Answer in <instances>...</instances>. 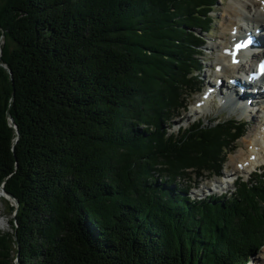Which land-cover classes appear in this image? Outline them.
<instances>
[{
  "label": "trees",
  "instance_id": "obj_1",
  "mask_svg": "<svg viewBox=\"0 0 264 264\" xmlns=\"http://www.w3.org/2000/svg\"><path fill=\"white\" fill-rule=\"evenodd\" d=\"M216 4L0 0V184L18 200L0 264H248L261 251L264 168L202 199L176 180L220 174L245 132L220 119L169 131L199 88Z\"/></svg>",
  "mask_w": 264,
  "mask_h": 264
},
{
  "label": "rangeland",
  "instance_id": "obj_2",
  "mask_svg": "<svg viewBox=\"0 0 264 264\" xmlns=\"http://www.w3.org/2000/svg\"><path fill=\"white\" fill-rule=\"evenodd\" d=\"M231 0H217V4L214 6V10L212 11L211 15L213 17V26L211 28V32L210 33H205L203 34V39L205 41V44L203 45V50H202V64H205V66H203V70L200 72L199 77H198V89H195V91L190 94L187 95V102H188V110L183 111L181 113H179V115L177 117H175L172 121V126L170 127L169 131L171 132H177L178 127L182 126V127H187L189 126L194 120H196L197 118L202 119L205 123L213 120L217 121V120H228V119H233V120H239L237 118L236 115H230L229 114V107L226 106L227 108H222L220 107V105L218 104V101L216 99L212 100L211 102H209L206 106L201 107L199 105L200 102V96L203 93L207 81H209V83H214V78L210 77V76H205L206 78H203L204 75H206V73H208L210 75V71L212 69H210V66L213 67V64L215 63L214 59L217 56L218 51L216 50H211L208 48V44L212 43V42H216L219 40V33H220V24L222 22V12L224 10V8L227 6V4L230 2ZM192 108H199V111L195 114L192 110ZM248 113H246L245 115L247 116ZM250 114V112H249ZM264 115H262L261 117H250L249 121L246 122L245 125V133L243 136H241L239 139H237L234 142V150L232 152H230L227 155V159H225V162L223 164V167L220 171L221 174H225L226 172L230 175L232 174V168L234 167L233 164L238 161L239 157H237V155L240 153V151L242 150V152L246 155L247 154V150L251 148V146L247 147V143L245 140L249 139V137L251 136V133H253V130H260L258 129L261 125L260 123L263 122L264 120ZM246 121V120H245ZM250 135V136H249ZM264 152V151H263ZM264 154V153H262ZM245 155H243V157H246ZM231 158H234L233 162H231ZM233 163V164H232ZM239 163V162H238ZM257 168V167H256ZM255 168V169H256ZM260 168H264V160L262 159L260 161ZM254 168H252L249 172L247 173H241L238 172L236 173L237 175H231L232 177L235 176H241L243 179H247L250 178L253 175V172L255 170ZM191 179H186L183 184L186 185H190V189H189V195L192 198H203L206 195H210L212 193H216L217 195H224V194H229L234 190V184L231 183L230 185H228V187L226 188V184H222L219 185V182H221V180H223L224 178L219 176V177H212L209 174H205L203 177H196V175L194 173L190 174ZM236 178V177H235ZM218 181V182H217ZM217 182V185L214 186L213 184H215ZM223 186V187H221ZM209 188L212 189H216V191H210ZM3 195V194H2ZM4 196V195H3ZM13 201L12 199H10L9 197H4V198H0V218L3 219L4 221H6V226L4 227V229H0V235L4 234V233H11L12 229L9 223V219H10V215H9V206L13 205ZM14 206V205H13ZM248 264H264V246L262 247L261 251L256 254L251 256Z\"/></svg>",
  "mask_w": 264,
  "mask_h": 264
},
{
  "label": "bare ground",
  "instance_id": "obj_3",
  "mask_svg": "<svg viewBox=\"0 0 264 264\" xmlns=\"http://www.w3.org/2000/svg\"><path fill=\"white\" fill-rule=\"evenodd\" d=\"M222 22L220 24V33H219V40L216 42H212L208 44V48L211 50L218 51L216 58L214 59L215 63L213 64V68L215 65H220L221 67L216 70H211L210 75L206 73L205 76H210L214 78V83L217 78L222 77L225 82H227V79L229 77H233L234 72H237L240 70V67L236 66L232 63L233 58L238 57H232L230 55H227L225 53V49L228 48L235 38L233 35L235 33H244L246 27H248L249 24H255L258 27H264V0H231L227 6L224 8L222 12ZM240 23L241 25H238ZM234 32V34H232ZM264 41V39H262ZM213 83V84H214ZM210 85V84H209ZM212 86V85H210ZM227 93L234 94V90L228 89ZM239 98V95H238ZM246 98H244L243 101H245ZM237 101V100H236ZM231 99L226 100L225 103H222L223 106L229 107V114L230 115H236L237 117H241L245 115L246 113L250 112V114L254 115L252 111H245L243 108H238L234 102ZM210 100L208 99L203 106H206ZM202 106V107H203ZM195 114L199 111L197 108H192V110ZM259 113V114H258ZM257 118L264 115V105H261L259 103L258 111H257ZM261 114V115H260ZM264 117V116H263ZM260 127L258 130H253V133H251V136L249 139L245 140L247 147L251 146L250 149H248L247 154L245 155L242 150L237 155L239 157L238 161H236L233 164L232 168V174H236L238 172L241 173H247L252 168L256 167L257 165H260V161L264 160V120L260 123ZM245 155L246 157H243ZM250 155H255L253 156ZM252 158L253 160H250L249 158ZM234 158H231V162H233ZM241 163V167H237V163ZM230 173L227 172L222 175L224 178L219 182V185L226 184V188L229 183L231 182ZM223 187V186H221ZM0 198H4L2 195V191L0 188ZM6 221L0 218V229H4L6 226Z\"/></svg>",
  "mask_w": 264,
  "mask_h": 264
},
{
  "label": "water",
  "instance_id": "obj_4",
  "mask_svg": "<svg viewBox=\"0 0 264 264\" xmlns=\"http://www.w3.org/2000/svg\"><path fill=\"white\" fill-rule=\"evenodd\" d=\"M4 68L8 72V74L10 76V79L12 81V75H11L10 70L8 68H6L5 66H4ZM7 118L9 120L11 126L15 129V133H16V136H17L18 132L16 131V125H15V123H14V121H13V119H12V117H11V115L9 113H7ZM0 188H1V191H2V194L4 195V197H6V198L9 197L10 199H12V201L14 203L13 205L17 208L18 207V200L13 195H11L10 193L5 191V189H4V181L0 184ZM18 256H19V254L17 253L16 257H15V264H18Z\"/></svg>",
  "mask_w": 264,
  "mask_h": 264
},
{
  "label": "snow or ice",
  "instance_id": "obj_5",
  "mask_svg": "<svg viewBox=\"0 0 264 264\" xmlns=\"http://www.w3.org/2000/svg\"><path fill=\"white\" fill-rule=\"evenodd\" d=\"M237 47H240L239 45ZM235 62V61H234ZM261 71H264V62L260 64Z\"/></svg>",
  "mask_w": 264,
  "mask_h": 264
}]
</instances>
